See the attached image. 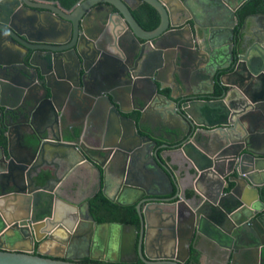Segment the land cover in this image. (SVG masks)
I'll return each mask as SVG.
<instances>
[{
  "label": "water",
  "instance_id": "95a60500",
  "mask_svg": "<svg viewBox=\"0 0 264 264\" xmlns=\"http://www.w3.org/2000/svg\"><path fill=\"white\" fill-rule=\"evenodd\" d=\"M136 1L159 13L157 29H144L127 0L0 2V31L16 43L0 44V264H86L42 251L58 231L86 234L89 258L106 264H119L109 258L116 248L144 264H185L199 237L232 263H250L255 251L264 262V13L236 31L250 0H211L232 17L213 27L187 0ZM18 64L21 88L4 75ZM157 128L172 143L159 146ZM170 153L185 161L191 197ZM82 169L109 201L136 206L139 225L99 224L89 202L72 200Z\"/></svg>",
  "mask_w": 264,
  "mask_h": 264
},
{
  "label": "flooded vegetation",
  "instance_id": "af4514ba",
  "mask_svg": "<svg viewBox=\"0 0 264 264\" xmlns=\"http://www.w3.org/2000/svg\"><path fill=\"white\" fill-rule=\"evenodd\" d=\"M1 1H3V0H0V2ZM29 1H31L32 3H34V4H43V5H55V3H56V5H57V2H60L59 0H29ZM85 1V0H84ZM127 2L134 8L133 9V14H134V17L137 19V17H139V18H141V19H143V20H145V21H148V18H147V14H146V12L144 11V9H143V7H144V5L146 4V3H143L142 5H140L139 3H138V1H136V0H127ZM21 6H22V8H20L21 9V12H23V13H25V14H28L29 12H27L26 11V9H25V7L23 6L24 5V3L21 1ZM72 7H70L69 9H71ZM19 9H17V11H18ZM257 15V14H256ZM137 16V17H136ZM253 16V15H252ZM251 17V16H250ZM248 19V18H247ZM246 19V20H247ZM256 20V19H255ZM138 21V20H137ZM257 21V20H256ZM258 22V21H257ZM245 23V22H244ZM259 23V26H260V22H258ZM258 26V27H259ZM34 31V33H31L32 34V37H34V38H41V36H43V35H39V34H37V33H35V30H33ZM33 31H31V32H33ZM35 34V35H34ZM49 38V40L50 39H53V37H51V36H44V37H42V38ZM55 38V37H54ZM6 39H8L6 42H11V40H9V39H11L9 36H7L6 34H3V32L2 31H0V44H2L3 42H4V40H6ZM72 42V39H70L69 41H68V43H67V45L68 44H70ZM12 43V45H15L13 42H11ZM11 43H9V44H11ZM31 45H36V44H31ZM16 46V45H15ZM21 49V48H20ZM24 53H25V51H23L22 53H21V55H20V58H19V60L17 59V61H18V63H20L21 62V58H22V56L24 55ZM98 59H100L99 57L97 58V60L96 61H98ZM4 60H6V58L4 57ZM24 73H26V69H25V67L22 65V64H18L17 65V67H13V68H11L9 71H5V73H4V75L6 76L5 78H8V79H10V78H15V80H16V84L17 85H19L18 83H27V81L24 79L25 77H24ZM38 78H41L40 77V75H39V77ZM41 83V82H40ZM40 83H36L35 84V86L33 87V89L38 85V84H40ZM6 86V85H5ZM19 87H20V85H19ZM21 88V87H20ZM40 92V85L38 86V89H37V87L34 89V92ZM11 100H9L8 102H10ZM10 106V105H9ZM10 108V107H9ZM19 108V107H18ZM73 110H72V108L71 109H69V113L70 112H72ZM54 121H55V118L53 119ZM159 126H160V124H159ZM160 129L159 128H157V129H155V131H154V134H155V136L153 137L154 138V140H156L157 142H158V144H159V146H162V145H165V144H170V143H172V142H170V141H167L166 139H165V136H164V134L163 133H165L166 131L168 132V130L166 129V128H164L163 130H161V135L159 136V137H157L156 135L157 134H160V131H159ZM5 136V132L3 131V127H1L0 128V137L1 136H3V135ZM14 134L15 135H17V132L16 131H14ZM169 134H167V136H168ZM6 138V137H5ZM87 141V143L89 142V143H92L93 142V138H92V136L90 135V137L86 140ZM179 166H182V167H184L185 165H184V163H182V165H179ZM2 183V180H1V178H0V184ZM101 186L99 185V184H95V185H93V187H91L90 188V190H89V192H87V193H85V196H84V202L83 203H81L80 205H85V203H87V202H89L90 203V201H91V199L93 198V197H95L97 194H99V193H101L102 195H103V189H104V186H103V189L101 188ZM6 189H7V191H10V188L8 189V187H6ZM107 192H108V190H107ZM0 193H1V189H0ZM108 194H109V192H108ZM110 195V194H109ZM185 195L187 196V197H191V196H189L187 193H185ZM110 196H112V195H110ZM138 197H136V199H135V196L133 197V198H130V199H128L127 201H123L124 203H132V202H136V200H138L137 199ZM70 199H71V197H70ZM111 202V201H110ZM114 204V203H113ZM128 207V206H127ZM133 207H135L136 208V206H133ZM106 223H118V222H106ZM103 224V223H102ZM128 225H133V224H128ZM66 232V231H65ZM113 237H112V242H113V244H116V243H118V236H117V233H113ZM202 238H204V237H199V238H197V240L193 243V245H192V248H196V245L198 244V243H200L201 242V240H202ZM205 239H207V238H205ZM208 240V239H207ZM44 241H46V240H44ZM67 242H68V245H66V247L64 246L65 244L63 243L59 248L60 249H58L57 250V253L55 254V255H63L64 256V258L65 259H72L73 261H75V262H80L81 263V261L82 260H85V259H89V260H91L89 257H90V250H91V243H90V239H88V237H87V235L85 234V235H81V236H79V237H73L72 235H71V238L68 240H66ZM210 241V240H209ZM110 242V237H108V238H106V243L108 244ZM42 243H37L36 245H35V253L37 252V250L39 249V246L41 245ZM102 245V244H101ZM103 248V247H102ZM102 248H101V250H102ZM192 248H191V251H192ZM197 249V248H196ZM115 250H117V251H115V252H112L110 255H109V258L110 259H112V260H117L118 262H119V264H131V263H134V264H144V262L142 261V259H140V257L138 256V255H136V254H132V253H129V254H126V255H124V256H122V254H121V252H120V248H116ZM49 253H47V255H48ZM192 254V253H191ZM222 260H225V262L227 263V264H264V262L263 261H261V259H260V256H259V253H258V251H255V257H254V259H252L251 260V262L250 263H248V262H246V260H244L243 259V257L242 256H238V259H237V261L235 262V263H232V257H230L229 258V256H228V254L226 253V252H224L223 250H221L220 248H219V250H217V253H216ZM95 255L96 256H102V252L99 250V251H97L96 253H95ZM191 259V256H190V258H188V260H187V262L189 261ZM263 259H264V251H263ZM187 262L185 263V264H187ZM95 263H99V264H106V262L105 261H98V262H95Z\"/></svg>",
  "mask_w": 264,
  "mask_h": 264
},
{
  "label": "crops",
  "instance_id": "0c3cea01",
  "mask_svg": "<svg viewBox=\"0 0 264 264\" xmlns=\"http://www.w3.org/2000/svg\"><path fill=\"white\" fill-rule=\"evenodd\" d=\"M187 3L193 11L194 15L196 16L197 21L202 25H211V27H213L217 24L226 25L227 23L230 24L232 22V17L228 9L215 8L211 0H187ZM188 20L189 21H187L186 24L191 23L192 25H194L192 16ZM249 25L258 27L259 23L255 19H252L250 20ZM240 28L241 26L239 25L236 31H238ZM179 95L180 93L177 94V96ZM167 157L170 162V165L172 166V169L175 170L181 176L182 189L188 195H192L193 179L192 176H190L188 173V168L186 167L185 161L182 159V156L179 154L170 153ZM182 163H184V167L179 166L182 165ZM88 173L89 172H87V170L84 171L82 169L78 175L83 176L85 174L86 177L84 179H82L81 181L78 180L77 175L75 176V178H72V183H77V194L75 195V197H73L74 199L72 200H74L78 204L84 202L83 198L85 196V193L89 192L90 188L93 187V185L99 184L97 178H95L93 182L91 181V179H88ZM143 175L145 177V180L148 181L147 185L149 184L150 186H152V173L149 171H145ZM112 184L113 183L109 181L108 192L110 195L113 196L115 193V188ZM101 188L103 189V184L101 185ZM70 238L71 235H69L67 232L58 231V233L55 234L54 240L50 242H45L43 244L42 251L45 254L49 253L55 255L57 253V250L60 249L59 247L62 245L59 243V240L64 241L67 239L69 240ZM196 248L201 253L200 264H227L225 260H222L216 254L219 248L213 242L202 238L201 242L196 245Z\"/></svg>",
  "mask_w": 264,
  "mask_h": 264
},
{
  "label": "trees",
  "instance_id": "16d2710c",
  "mask_svg": "<svg viewBox=\"0 0 264 264\" xmlns=\"http://www.w3.org/2000/svg\"><path fill=\"white\" fill-rule=\"evenodd\" d=\"M63 6L70 8L77 4L80 0H59ZM147 14L148 21H145L139 17L137 20L139 24L147 31H153L160 25V15L150 5L145 4L143 7ZM264 13V0H250L247 2L239 12L240 26L244 24L247 18L252 15ZM223 90L217 85L216 96L222 95ZM3 135V134H2ZM5 136L0 137V145H6ZM191 196V194H189ZM91 214L94 216L97 223L102 224L106 222H118L122 224H138L139 217L135 207H121L110 202L101 193L97 194L90 201ZM191 259L187 264H200L201 253L196 249L192 248ZM81 263H95L89 259L82 260Z\"/></svg>",
  "mask_w": 264,
  "mask_h": 264
}]
</instances>
